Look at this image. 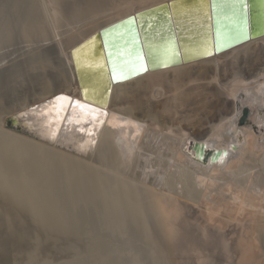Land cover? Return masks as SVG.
Masks as SVG:
<instances>
[{"label":"bare ground","instance_id":"bare-ground-1","mask_svg":"<svg viewBox=\"0 0 264 264\" xmlns=\"http://www.w3.org/2000/svg\"><path fill=\"white\" fill-rule=\"evenodd\" d=\"M170 1L0 0V216L28 248L18 262L34 259L32 237L42 236L56 249L54 234L64 235L79 254L77 242L92 248L106 228L122 236L156 234L151 217L170 243L191 251L184 264H264V33L114 83L104 106L82 97L74 57L79 70H94L97 78L105 59L89 53L97 49L92 41L72 50L101 29ZM200 5L205 20L202 2L177 13V22L169 6L172 26L162 12L164 29L177 35V23L182 33ZM44 15L49 31L42 29ZM187 77L194 89L172 107L159 111L143 100L153 86ZM164 112H172L169 125L161 121ZM191 137L226 154L203 165L188 151ZM86 162L104 169L94 186L82 178ZM68 178H78L76 185ZM129 182L155 186L147 207L125 200ZM111 195L118 227L102 217L100 202ZM10 205L22 211L18 222ZM163 250L172 264H181L168 243Z\"/></svg>","mask_w":264,"mask_h":264},{"label":"water","instance_id":"water-1","mask_svg":"<svg viewBox=\"0 0 264 264\" xmlns=\"http://www.w3.org/2000/svg\"><path fill=\"white\" fill-rule=\"evenodd\" d=\"M202 2L204 6L207 5L205 20L201 16L204 10L200 5V9H196L199 13L188 19V26H185L188 28L182 30V33L177 23V35L172 27L164 29L168 26L161 13L164 12L170 25L169 6L172 15L177 17V22V13L182 15L183 10L196 8ZM157 12L158 15L154 17ZM150 17L155 20L158 18L160 25L157 26L159 22L151 20ZM191 20L197 23L198 32L193 29ZM189 30L192 32L187 33ZM263 33L264 0H171L101 29L92 38L74 48L72 53L91 41L97 45V49L89 53L92 57L105 59V63L100 64V80L94 70H79V60L77 57L74 59L78 62L76 70L82 97L104 106L114 83L145 73L150 68L219 52ZM171 46L175 48V54ZM159 48L164 49V52ZM94 65L97 64L93 63V68ZM196 145V155L205 160L210 158L215 161L221 154H226L220 149L206 151L202 143Z\"/></svg>","mask_w":264,"mask_h":264},{"label":"rangeland","instance_id":"rangeland-1","mask_svg":"<svg viewBox=\"0 0 264 264\" xmlns=\"http://www.w3.org/2000/svg\"><path fill=\"white\" fill-rule=\"evenodd\" d=\"M42 29L44 31H49L51 29V25L45 15L42 23ZM11 45L12 46L15 45V41H13ZM193 89H194V83L188 77L180 80H170L164 85L153 86L143 97V100L146 101L148 105H150L154 109L161 111L165 108H170L173 105L180 102V100H182L187 95H189L193 91ZM171 113L172 112L163 113L161 117V121L163 124L169 125V122L172 119ZM191 118L194 121L196 120V118L192 114H191ZM196 124L198 123L195 122L192 125V128H194ZM21 135L23 136V134ZM189 139H190V144L188 146L189 147L188 151L190 153L192 152L194 153L196 157L195 160L197 162L203 165H207V164L209 165L211 163L217 162V161H212L210 158H207L206 160L199 158L195 153V148L197 147L196 145L197 143H202L206 151L216 150L217 148L207 146L205 143L206 141L202 139H196L193 137ZM192 145L194 146L192 147ZM230 149L232 150V152L236 151V148L234 146H231ZM65 163L68 166V162ZM83 164H84L83 167L86 168L87 171L82 178H87L91 180V184L93 186L96 184V182L99 179L104 178L101 175L104 169L102 166H99L98 163L86 162ZM74 170L80 171L81 174L83 173V168L80 165H77L74 168ZM118 176L122 179H125V176H121V175ZM77 181L78 178H72L70 180L68 178L69 185L75 186ZM80 184L81 182L76 187H79ZM154 188L155 186L153 184L150 185L146 183L135 184V182H129L123 188L122 195L124 196L125 200H127L129 203L137 204V206H140V208L143 209L148 205V200L150 198L148 192H150ZM0 198H3L1 193H0ZM113 199H114V195H111L110 199H108V203L104 204L100 202L102 208V217L107 224H108L107 220L113 221V223L110 226L118 227L120 221L119 219L113 216L110 207V202L113 201ZM187 204L189 205V203ZM8 210L12 219H14L13 223L18 222L16 217L22 216V211L15 205H10L8 207ZM146 214L148 213L146 212ZM148 221L150 225H152L153 230L156 234L147 233L146 231L145 233L132 232L130 234H124L122 236L115 231L112 232L111 234L106 233L108 229L106 228L103 231V236L102 234L101 235L99 234L100 236L99 235L96 236L98 238H96L94 242V247L92 248L88 247L89 250H87L88 249L86 247L87 245L84 244L86 243V241H82V243L80 242L76 243L77 244L76 248L78 247L76 250L78 249L80 250L79 253L80 255L75 254L74 251H72L73 250L72 248H68V246H66L67 238H63L62 236L64 235L54 234L56 243L60 246L56 249H53L50 246L51 245L50 242L44 237L42 236H36L34 238L32 237L33 240H36V243L34 242L36 245L33 243H31L30 245L29 243V245L33 248L31 249V252L35 250L33 253L34 259H32V261H30L28 264L30 263L31 264H52V263L70 264V262L71 264H140V262L143 264H147V263L172 264L173 259L171 258V256H168L169 254L163 250V245L166 243L170 245L171 255L176 257L181 264H184V262L190 256L191 251L187 250L180 243H170L168 237H166L162 224L160 225L159 228V225L157 223H154L151 217L148 218ZM25 222L26 224H29L27 220ZM10 231H11L10 223L7 224L0 216V264H26L24 263V261L18 262L17 257L21 255L22 257L25 258L26 254L23 253L22 251H26L28 250V248L24 247L25 245L24 241L15 240L11 236ZM34 232L39 235L38 230L35 229ZM106 236H108V238ZM28 239L30 241L32 240L31 238ZM88 240L90 243L93 241V240L91 241L90 239ZM81 245H84V247ZM158 247L160 248V250H158ZM163 255H165V257ZM42 260L44 261V263H42L43 262ZM78 261L80 263H78Z\"/></svg>","mask_w":264,"mask_h":264}]
</instances>
